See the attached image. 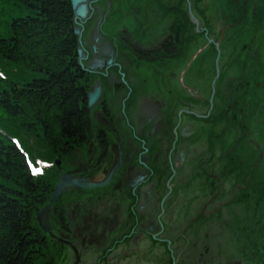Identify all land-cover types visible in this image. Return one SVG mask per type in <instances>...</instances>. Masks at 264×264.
Returning <instances> with one entry per match:
<instances>
[{
  "label": "rangeland",
  "instance_id": "374dc122",
  "mask_svg": "<svg viewBox=\"0 0 264 264\" xmlns=\"http://www.w3.org/2000/svg\"><path fill=\"white\" fill-rule=\"evenodd\" d=\"M143 1L145 2L137 4L135 8H140L143 13L149 5H157L161 8L159 14L163 13L165 16L163 19L154 21L151 25L152 29L159 21H168L173 15H177L176 11L183 9L184 5L189 6L185 10V15L189 12L190 14L182 22L184 29L179 34L180 42L177 39L171 42L167 46L169 53H163V60L169 59L168 65L164 66L163 79L152 81L151 77L145 76L146 73L143 72L141 84L135 81L136 85L132 83L133 88L131 92L128 91L126 99H130L133 104V106H128V109L141 107L140 126H145V128L152 127L149 124L145 125L147 119H143L148 112L153 111L148 107H152L154 110L159 109L161 115L164 114V116L173 112L174 118L179 117V122L188 126L184 131L186 135H189L186 137L188 152L185 154L191 157L189 159L195 161L186 162L182 160L185 141L182 140L180 144L176 142L172 160L177 163L174 164L173 168L168 169L170 172L168 174L157 171L159 175L157 178L162 181L169 180L168 184L172 188L175 185L179 186L180 191L175 192L169 199L164 198L163 202L159 201V194L146 198L139 197L140 200L134 199V191H132L133 196L129 195V198L133 200L134 206L139 203L135 209L139 208L146 224L149 223L150 228L153 227L151 231L153 233L157 232L156 228L161 220L158 209L163 212L161 208L164 205L169 202L171 207L176 202L181 206V212L185 219L192 217L191 223L195 225L194 229L198 231L199 236L211 234L207 241H210V245L213 244L219 248V250L214 251L217 256L223 255L227 248L236 252L234 248L239 246L242 248L241 243L246 245L240 251L243 255L231 257L226 261L227 264H264V0H231L230 4L226 0ZM177 1L185 4L177 3ZM172 6L175 7L170 10ZM111 10L118 13L117 7H113ZM0 12L3 13L0 14V31L11 20L28 16L26 10H20L19 6L12 2L0 4ZM137 15H140L139 12ZM117 17L119 18V14ZM187 20L190 21L191 25L187 24ZM93 21L95 23H92L91 26L92 37L97 33L98 38L96 40L100 41L99 36L104 34L98 30H101L103 24L99 23L97 18ZM250 25L258 29V35L254 37L255 39L250 36V28L248 27ZM226 30L233 31L232 34L226 36V42L240 43L243 46V53L238 54L231 49L223 51L222 44L226 43L223 41L225 37L219 32ZM240 30L244 31V35L237 36L236 34ZM73 33L75 34V32ZM256 41H259L258 45ZM161 42L165 44V39L162 37ZM92 45L97 50L96 45L94 43ZM102 50L104 51V49ZM76 52L83 59L85 58L86 55H83L80 50H76ZM114 52L112 51V53ZM244 53L246 54L243 55ZM101 58L100 55L91 57V64L94 72L96 71L95 73L99 69L103 70V68L111 65L104 60L105 63H102ZM117 62L123 61L118 60ZM139 63L141 61H133L130 69L140 73ZM41 76V74H31V78H41ZM119 88L124 89L123 87ZM125 93L124 89L123 96ZM142 107H147L148 110L144 108L145 111L143 112ZM117 110L124 111L122 108ZM151 119H148V123ZM161 122L164 123L165 121L162 119ZM169 132L171 134L170 130ZM201 135L206 136L209 143H206ZM175 136L178 137L173 132L169 138L165 135L163 141L159 140V137L155 138L156 144L147 147L143 143L144 141L132 135L127 136L129 141L124 139L122 145L125 147L124 144H128L127 147L134 148L138 144L141 153L135 158V163L143 164L152 169L163 170L164 164L159 159L163 151H168L163 150L161 142L174 139ZM234 141L237 142L236 146L231 144ZM86 142L84 139L81 144L83 146L80 145L68 159L73 157L77 160H87ZM189 142L191 146H188ZM232 147L236 148V151L232 150ZM105 149L104 154L108 153L109 156L101 163L102 170L112 167V160L109 158L112 155V147L105 145ZM144 154L146 155L143 157ZM129 156L133 157V155ZM246 157L253 161L257 158L256 161L259 164L256 165V161L254 163V171L257 168L256 172L251 174L249 164L241 162ZM99 160L103 161L102 158ZM206 164H214V166L209 168ZM181 165H184L185 168L179 170ZM204 167L208 169V173L203 171L202 168ZM175 168L177 169L175 170ZM102 170L97 171L95 169L93 176L97 177L98 174L102 173ZM259 170H261L260 175ZM262 174L263 176H261ZM169 176L171 179L168 178ZM249 178L250 181L245 182ZM199 179L205 181L206 185L204 187L196 185L191 191L189 187L194 184L195 180ZM154 181L155 177L150 178L148 183ZM218 184H220L218 191L213 194L212 191L216 189ZM101 188L96 187L87 192L89 195L85 200L88 199L89 202L87 203L89 205L93 203L97 208L101 204L104 210L108 201L104 199L99 201L94 197V195L100 194ZM185 189L190 192L185 191ZM77 195L79 194L76 192L72 197ZM121 197L125 204L132 205L124 193H121ZM179 197L182 199L180 200ZM149 198L156 202L153 209H151L152 202L147 201ZM173 207L171 208L173 209ZM92 209L94 208L92 207ZM156 211L157 213H155ZM119 212L122 216L117 220V230L122 228L123 219L130 217L125 215L123 207L119 208ZM90 217L91 221L95 223L97 219L103 218V215L98 218L93 213ZM83 220L84 218L78 224L80 230ZM130 221L131 218L128 219L129 225ZM109 228L111 229L112 226ZM110 233L115 237H121L118 231L112 232L110 230ZM96 237L97 235L94 236V239ZM171 238L179 242L185 241L188 245V240L182 231L175 235L172 233ZM193 242L196 243L194 245L189 243L190 246L188 245L191 250L188 252L189 261L187 264H203L202 258L208 253L200 248L202 239L194 236ZM105 244L94 245L97 253L92 251L93 255L101 253V256L98 257L101 264H120L128 261L125 255L119 253L118 248H107ZM246 255L252 259L250 262H244ZM213 257L209 255L208 258L211 259L207 263L220 264L217 258ZM73 261L75 260L73 259ZM136 261L138 264H161L154 257H144L136 259ZM49 262L53 263L54 260L50 259Z\"/></svg>",
  "mask_w": 264,
  "mask_h": 264
},
{
  "label": "bare ground",
  "instance_id": "6f19581e",
  "mask_svg": "<svg viewBox=\"0 0 264 264\" xmlns=\"http://www.w3.org/2000/svg\"><path fill=\"white\" fill-rule=\"evenodd\" d=\"M121 1V3L118 4V2ZM168 1V0H166ZM172 1V0H170ZM142 2H145L143 0H116L115 3H112L108 5V7L111 9L113 7H117L118 12H129L130 6H136L137 4H140ZM228 4L231 3V0H226ZM70 3V1H69ZM181 4H185L183 2H178ZM71 7V3H70ZM156 7V8H155ZM175 6H172L170 10H173ZM183 9H188L189 6L182 7ZM139 12L142 11L140 8H136ZM155 9H159V7L151 4L147 7L145 10V13H158L157 15L160 16L162 19L165 17L162 14H159ZM183 9H180V11H176L177 15H173L171 18V21H159L160 24L159 27L155 28L152 31L151 25L155 21V14H152V20L147 24L146 31L144 30L139 33H135V39L140 44L150 42L151 44V51L153 53L159 52V49L156 47L155 42H160V39L162 36H168V32L173 30L178 37L179 41V34L183 31V24L181 26V23L184 22V18L188 17L190 12L185 15ZM144 10V9H143ZM72 11V9H71ZM106 12L101 9H96L94 12H92L91 17L97 18L98 22H102L107 17ZM100 14L101 17L98 15ZM119 14V13H117ZM144 13L141 15L142 20L144 19ZM73 17V14H72ZM113 19H118L117 16H115ZM74 20L72 18L71 22V30L73 32H78L74 34L75 40H76V50L83 51L84 53H90L92 57L95 56H102L101 60L102 63L109 62L111 65L107 68H103V70H99L95 75L94 72L91 71V67L87 69H81L80 70V79H84V82H81L82 89L84 96L86 98L85 100V109L89 113V116L93 120L92 128L98 129L100 133L103 134V140L105 141L104 144L101 145L98 141L95 140L96 135L95 133H92V137H89L87 139L88 141V148L91 147V145H98L99 147L102 146L103 150L106 151L105 145L112 147V155L109 157L112 160V165L114 167H110L104 171H102L101 174H98L96 177H88L86 179L83 177L86 175V173L83 171L84 169H87V163L85 160H77L73 157L71 159H68L67 157H62L54 159L53 160V166L47 168L44 171V175L49 173L50 175L53 174L57 176V178L54 180L53 187L49 189V191H44L43 189H40V192H34L32 193V196H35V198H46L45 202L43 204H40V202H37L38 200H35L31 203L37 205L39 208H36L35 205L31 204L32 212L31 215H34V223H32V227L36 231V238L38 239V246L35 248L37 252H40V254H43L45 256H50L51 259L54 260L52 264H71L70 257H74L78 260V264L84 263V264H101L99 259H90L92 254V251L95 253L94 245L99 244H105L107 248L111 249H119V253L126 256L128 261L126 263H132V264H138V261L136 259H141L144 257H154L156 260H158V263H164V264H187L188 263V252L191 250L190 247H188L189 243L195 244L194 236L197 238L202 239V245L200 248L207 251V256L202 258L203 264L207 263L209 259V255L214 256L213 258H217V261L220 264H227L226 261L231 259V257L234 256H242L243 253H241V249H243L246 245L244 243L236 249V252H232L231 249L227 248V251L223 252V255L217 256L214 251L219 250L215 245L211 244L210 241H207L210 233H207V235L201 237L198 235V231L194 229L195 225L188 221V219H185L182 214H177L173 212V209L171 207H180L181 206L178 203H174L173 206H169V202L167 205H164L161 209L163 212L160 211V214L164 216L167 219H172L178 221V226L182 230H184L188 235V245L185 241H175L172 240L171 232L174 230L173 226H169L168 224H161L160 228L157 227V232L153 233L151 232L153 227L150 228V224H146L145 218H142V213L138 209H130L126 210V207L124 205H119L116 197L117 194H113L112 192L117 191V187H123L128 186L129 189L132 188L133 190L139 188L140 193H136L139 197H148L152 195H160V202L164 201V198L169 199L175 192L180 191L179 186L171 187L170 184H168V181L160 180L157 177L159 176L156 171H159L161 173H170L168 169L173 168L174 164L177 162H173L172 155L174 154V150L176 147V142L178 144L181 143V141H185V144L183 145V155L182 160L186 162H193L195 160H191L188 157L185 152H188V147L186 146L187 138L189 135H186L184 133L185 129L188 126H184L183 123L179 122L180 118L173 116V112H170L169 114L161 115L160 110H154L152 107H148L149 109L153 110L152 112H148L143 119H147V122H145V125H151L152 127L145 128L140 126V122L142 119V111H140V108H133L132 109H124V111H119L117 109L125 107L127 105L126 96L128 95V91L131 92L133 86L131 82L129 81V74H126L125 72H121L123 69H127L130 71V66L132 65L133 61H143L146 65H148L150 68L154 70H159L160 64L158 65L155 61H151L145 54H140L132 51V50H124L125 42L128 43V39L125 35H122V32H114L113 29L109 30L113 26V22L110 20V23H107L104 26V35H100V41L96 40L98 38L97 33L93 35L92 37V31L91 26L94 21H79ZM188 25H191L190 21H186ZM156 24V25H157ZM109 27V28H108ZM250 28V36L254 38L258 35V29L255 26H248ZM103 28V26H102ZM207 28V27H205ZM178 31V32H177ZM150 32H153V36L150 35ZM238 32V31H236ZM235 32V34H236ZM146 35H150L149 37H146ZM222 35H224L223 41L226 42V36L229 34H232L233 31H221L219 32ZM237 36L244 35V31H239ZM219 38V37H218ZM255 39V38H254ZM105 40V41H103ZM184 40V39H183ZM96 45L97 50L93 49L92 44ZM259 41H256V44L258 45ZM100 46H102V49H100ZM237 46V47H235ZM186 47V45H184ZM179 48V46H178ZM223 51L231 49L232 51L240 54L243 53V46H241L240 43H235L232 41L226 42L222 44ZM175 50V48H173ZM112 51H115L112 53ZM108 52V53H107ZM248 53V52H247ZM77 54V52L75 53ZM244 53L243 55H245ZM260 54V53H259ZM249 55V54H247ZM257 57H260V55H257ZM123 60V64L117 62L118 60ZM76 60L79 59V55L77 54ZM105 62H104V61ZM264 62V61H263ZM77 65H80L79 62H77ZM105 65V64H104ZM174 67V66H173ZM172 67V68H173ZM174 70V69H173ZM134 74H137V70H132ZM145 74V76H150L152 81H156V79H163L162 75H160L158 72L154 71H145L143 69L142 72H140L137 76H132L130 79L132 81H137L138 84H141L142 76ZM123 80H122V77ZM97 77L94 81L93 78ZM90 82H93L92 84H89ZM89 84V85H88ZM119 87H123L126 91L125 95L123 96L122 92L124 89H121ZM109 88V89H108ZM89 89V91L87 90ZM95 100H100V104H102V107L99 109L97 104H95ZM131 106H133L131 101ZM145 110H148L147 107ZM142 108V110L144 109ZM143 110V112L145 111ZM158 115V116H157ZM152 118L151 121L148 123V119ZM218 118V115H217ZM162 119L165 121L164 123L161 122ZM228 121V118H227ZM161 122V123H160ZM158 123H160L158 125ZM158 125V126H157ZM163 127V128H162ZM169 130L171 131V134L174 132L178 135L175 136L174 139L168 140L166 142H161V145H163V150H167L168 152L163 151L161 153V158L159 159L160 162L164 164L163 170H156L153 171L150 169V167H143L141 165H136L132 163H126L124 165L123 162L125 159H127V155H131V147L127 148L128 144H125V147L122 146V142L125 139V141H129L127 136H137L139 139L144 141L143 143L146 144L147 147L156 144V139L159 137V140L163 141L165 139V135L171 136ZM180 135H179V134ZM95 135V136H94ZM120 136L121 138H117L116 136ZM87 136V135H86ZM113 140L110 139V137H113ZM162 136V137H161ZM183 137V138H182ZM203 139H205L206 143H209V140L206 136L201 135ZM166 138V139H167ZM237 142L234 141L231 143L232 145H235ZM111 144V145H110ZM114 146V147H113ZM188 146H191L190 142L188 143ZM236 146V145H235ZM136 147H139L138 144H136ZM232 147V150L236 151V148ZM121 149H126L125 151H122ZM122 152V153H121ZM91 153L88 154L90 156ZM100 158L103 159L97 161L98 167L97 171L102 170L101 163L105 161V158L108 157L107 154H100ZM193 159V158H192ZM255 160L253 161L249 157H246L241 162H244L246 164H249L251 167L250 173H254L257 171H254L255 168ZM191 160V161H189ZM260 161V159H259ZM132 162V161H130ZM259 162L256 161V165H258ZM207 166L212 167L213 165L206 164ZM121 167V168H120ZM185 168L184 165H181L179 170H182ZM119 169L121 173L119 172ZM177 168H175L176 170ZM204 172L208 173V169L206 167L202 168ZM156 174V175H155ZM261 174V170H259V175ZM31 176V174H30ZM42 175H37L38 178H40ZM147 176H150L151 178L155 177V181L153 183H148L149 180L147 179ZM263 176V174L261 175ZM260 176V177H261ZM171 179V177H168ZM64 179H66L67 182L71 180L73 183L75 182H84V183H90L91 181H94L96 183H99L101 185L100 194L94 195V197L99 200L103 201L107 200L108 205L103 210L102 205L100 204V207L97 208L95 204L90 203V205L87 203L89 200H85V198L88 195L83 196L77 195L76 197H72L77 191H71L70 196H65L67 193V190L63 193H61L59 196L56 197L54 202H50L52 199V195L55 191L56 185L64 182ZM92 179V180H91ZM102 179H105L103 181ZM140 179V181H139ZM250 181L246 179L245 182ZM86 183V184H87ZM106 183V184H103ZM112 183V184H111ZM148 183V184H147ZM223 183V182H222ZM220 183V184H222ZM216 187L215 190L212 191L213 194H215L218 191L219 185ZM199 185L201 187H204L206 185L205 181L202 179L195 180L194 184L190 186L191 191L193 190L194 186ZM188 188V189H189ZM188 189H185V191L190 192ZM169 193V194H167ZM96 194V193H95ZM125 194V193H124ZM181 200L182 197H179ZM43 201V200H42ZM147 201H151L150 198ZM155 200H152V205H156ZM40 204V205H39ZM92 207L94 209H92ZM123 207L125 209V215H129L130 217H127L128 219L131 218L130 225L127 222V219L125 218L123 220L122 228L117 230V220L120 219L122 216L119 212V208ZM54 208L57 211V217L60 216V213H65V217L67 218V222L71 223L74 227V229H69L67 226L63 224L62 221H59V224L57 223V217L56 215H52V212ZM96 208V209H95ZM101 208V209H100ZM154 207H151L153 209ZM53 209V210H52ZM182 209V208H181ZM71 211L78 214V219L81 221L82 217L84 220L81 223V230L76 225V219L77 217L73 214H71ZM95 213L96 217H101L103 215V218L100 222L94 223L91 221L90 215ZM63 219H66V218ZM108 224L112 226L111 231L115 232L118 231V234L121 237H115L112 233H110V229L107 228ZM125 226H129L128 229H126ZM170 227V228H169ZM192 227V230H191ZM84 230V231H83ZM211 231V230H210ZM178 232H175L177 234ZM97 235V237L94 239V236ZM194 235V236H193ZM60 243L64 248L56 249L54 248L55 244ZM67 246V248H65ZM190 246V245H189ZM227 246V245H226ZM224 246V247H226ZM223 247V248H224ZM210 250V252H209ZM97 253V252H96ZM146 253V255H145ZM101 254V253H100ZM203 255H206L203 253ZM137 257V258H136ZM243 258V257H242ZM87 260H91V262H88ZM170 260V261H169ZM250 260L246 255V259L244 258V262H250ZM39 262L47 261L46 258H40L38 260ZM59 261V262H58ZM156 262V261H154ZM126 263H120V264H126ZM209 264V263H207ZM233 264V263H232Z\"/></svg>",
  "mask_w": 264,
  "mask_h": 264
},
{
  "label": "trees",
  "instance_id": "16d2710c",
  "mask_svg": "<svg viewBox=\"0 0 264 264\" xmlns=\"http://www.w3.org/2000/svg\"><path fill=\"white\" fill-rule=\"evenodd\" d=\"M9 1L28 16L0 35V264H33L45 255L35 251L31 202L46 198L32 193L49 191L57 176L31 178L9 139L16 137L32 160L53 162L74 154L93 120L85 109L69 0Z\"/></svg>",
  "mask_w": 264,
  "mask_h": 264
},
{
  "label": "flooded vegetation",
  "instance_id": "af4514ba",
  "mask_svg": "<svg viewBox=\"0 0 264 264\" xmlns=\"http://www.w3.org/2000/svg\"><path fill=\"white\" fill-rule=\"evenodd\" d=\"M116 2V0H90L89 1V4H88V7H89V10H90V21H92V20H94L95 18H93L92 19V17H91V14H92V12H94L96 9H101V10H103V11H105L106 13L105 14H107V17H110L109 19L108 18H105L101 23L103 24V28L101 27V30H99L100 32H102V31H104V26L107 24V23H110L111 24V22H110V20L113 22V26L109 29V30H111V29H113V31L114 32H116V31H120V32H122L123 34L122 35H125V37L126 36H128L127 37V39H128V43H126L125 42V47H124V50L125 49H128V50H132V51H135V52H137V53H139L140 54V58H141V53H143V54H145L151 61H155L158 65L160 64V67H159V70H154V69H152V68H150L148 65H146L142 60H141V63H139V66L141 67V72L143 71V69L145 70V71H154V72H158L160 75H162V77H164V73H165V70H164V66L166 67L167 65H168V60H163V53H169V50L167 49L168 47V45L171 43V42H174V41H176V39L178 40V37L176 36V35H174V31L173 30H171V31H169L168 33V36L169 37H166V36H162V39L164 38L165 39V44L163 43V42H155V45H156V47L159 49V52H157V53H153L152 51H151V44L152 43H150V42H146V43H142V44H140L139 42H137L136 41V39H135V33L136 32H139V33H141L143 30L145 31V32H147L146 31V26H147V24L149 25V23H152V22H150L153 18H152V14H156V13H152V14H150V13H145V12H143L145 15H143L144 16V19L142 20V17H141V15L143 14L142 13V11H138L134 6H130V11L129 12H124V13H122V12H118L119 13V18L118 19H113L115 16H117L118 14L117 13H115V11H113V10H111L109 7H108V5H110V4H112V3H115ZM119 3H121V1H119L118 2V4ZM157 6V5H156ZM158 7V6H157ZM157 12H159V13H161V8H159V9H155ZM138 12H139V16L137 15L138 14ZM100 17H101V15L100 14H98ZM161 19V17L160 16H158V15H155V21H158V20H160ZM88 20V21H89ZM87 21V22H88ZM89 21V22H90ZM169 21H171V19L169 20ZM94 23H95V21H94ZM160 26V24H157L153 29H152V31L155 29V28H157V27H159ZM109 28V27H108ZM91 29V28H90ZM182 29H184V26H183V28ZM178 32V31H177ZM103 33V32H102ZM143 33V32H142ZM104 34V33H103ZM145 34V33H144ZM172 34V35H171ZM150 35H152L153 36V32H150ZM149 35V36H150ZM145 36L146 37H149L148 35H146L145 34ZM179 39H180V37H179ZM103 41H105V40H103ZM95 45V44H94ZM166 45V46H165ZM93 46V45H92ZM93 49H95L94 47H93ZM173 51H175V50H173ZM171 52H172V50H171ZM86 54H88L89 56H90V53L88 52V53H86ZM173 57V56H172ZM98 58V57H97ZM169 58H171V57H169ZM123 61V60H122ZM166 63V64H165ZM123 64V63H122ZM83 65H84V67H85V61H83ZM122 71H124L126 74H129V76H130V78L132 77V76H137L139 73H137V74H134L133 72H131L132 71V69H130V71H128L127 69H124V70H122ZM121 71V72H122ZM129 78V81L131 82V84L133 83V84H135L136 85V82L135 81H132V79H130ZM157 80H159V79H157ZM83 82H84V79H83ZM132 84V85H133ZM131 105V100L130 99H128L127 100V105H125V107H124V109H128V106H130ZM142 108H144V107H142ZM228 114V113H227ZM95 135H96V138H95V140L96 141H98L99 143H101V145L102 144H104L105 143V141L103 140V134L102 133H100L99 132V130L98 129H96L95 130ZM94 135V136H95ZM115 136H113V137H110V139L112 140V138H114ZM117 138H118V136H116ZM87 145L89 146V144H88V142H87ZM89 153H91V155L90 156H88V154ZM101 153H103L104 154V150H103V148H102V146H96L95 144L94 145H91V147L90 148H88V150H87V160H85V162L87 163L86 165H87V169H84L83 171L86 173V175H84L83 177H85V178H88V177H90V178H92V176H93V174H94V172H95V169H97V167H98V164L99 163H97V161H98V159H101L100 158V154ZM112 167H114V165H112ZM121 168V167H120ZM119 172L121 173V171H120V169H119ZM116 190L117 191H114V192H112L113 194H117V197H116V200H117V202H119L118 204H124L125 205V207H126V210L128 211L129 209H133V210H135V208H134V205H133V200L132 199H130L129 198V190L127 189V187L126 186H123V187H117L116 188ZM121 193L123 194V193H125V197L126 198H128L129 200H130V202L132 203V205H129V204H125V202H123L122 200H121ZM81 196H83V194L81 195ZM85 196H83V198H84ZM152 207H155L154 205H152ZM138 208V207H137ZM141 208H142V206H141ZM53 210V209H52ZM57 214V211H56V209L54 208V210H53V212H52V215H56ZM71 214H73V215H75L76 217H77V219H76V225H77V229L79 228L78 227V224H79V222H80V220L78 219L79 217H81V216H79L78 214H76L75 212H73V211H71ZM124 216V215H123ZM56 217H57V215H56ZM65 217V213H63V212H61L60 213V216L58 215V217H57V223L59 224V221H62L63 222V224L65 225V226H67L69 229H74V227H73V225L71 224V223H68L67 222V218L66 219H63ZM102 217V216H101ZM83 218V217H82ZM125 219V218H124ZM123 219V220H124ZM102 220V218L101 219H97L96 220V222L95 223H97V222H100ZM127 222H128V219H127ZM110 227V225L108 224V226H107V228H109ZM126 227V229H128V227L129 226H125ZM110 229V228H109ZM112 229V228H111ZM110 229V230H111ZM82 231V230H81ZM93 245H95V244H93ZM96 246V245H95ZM55 247H57V248H59V249H61V248H64L63 246H62V244H60V243H57V244H55ZM96 253V252H95ZM99 256H101V254H99L98 253V255H91V258L90 259H98V257ZM73 259L75 260V261H73ZM78 260H80V259H76V258H74V257H70V261H71V264H78L77 262H78ZM88 262H91V260H87ZM80 264H84V263H80Z\"/></svg>",
  "mask_w": 264,
  "mask_h": 264
},
{
  "label": "water",
  "instance_id": "95a60500",
  "mask_svg": "<svg viewBox=\"0 0 264 264\" xmlns=\"http://www.w3.org/2000/svg\"><path fill=\"white\" fill-rule=\"evenodd\" d=\"M86 0H70V3H71V9L75 15V17H84L85 16V6L83 5L84 2ZM75 33H77L75 31ZM72 181L69 180V182L66 181V179H64V182L60 183V184H57L56 185V188H55V191L52 195V199L50 200V202H54V200L56 199L57 196H59L61 193L65 192L67 189H70V188H83V189H86V190H93L94 188L96 187H101L102 183L101 184H93V183H84V182H73L71 183ZM106 182V180H105ZM103 184H106V183H103Z\"/></svg>",
  "mask_w": 264,
  "mask_h": 264
}]
</instances>
